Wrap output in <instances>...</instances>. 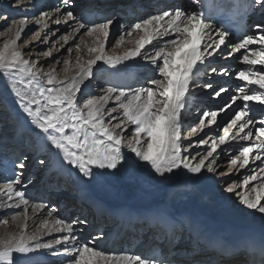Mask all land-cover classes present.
<instances>
[{
	"label": "snow or ice",
	"instance_id": "6c2138e0",
	"mask_svg": "<svg viewBox=\"0 0 264 264\" xmlns=\"http://www.w3.org/2000/svg\"><path fill=\"white\" fill-rule=\"evenodd\" d=\"M190 2L199 10L188 11L183 7H175L150 15L131 25L129 35L132 31H143L146 38L137 41L136 49L118 60L123 62L140 57L151 64L152 75L144 86L133 89L131 93L126 94L123 89H108L109 94L118 92L115 101L123 110L122 117L113 115L117 112V107H105L111 99L110 95L87 98L83 102L78 97V93H82L83 82L92 77L93 66L98 61L103 60L105 64H112V61L103 55L105 44H100L98 48H90L89 51L100 54L88 61L87 68L81 71L78 78L65 82L56 77L55 68L45 73L41 69L46 65L23 58L25 53L18 51L16 45L30 17L13 19L12 23L18 24L19 28L15 33V39L6 41L3 49H0V69L4 70V76L13 81L12 92L16 97L14 103L30 119L34 129L44 134L50 142V150H57L55 154L61 159L62 164L67 166L66 170L75 174L77 179L82 182L106 180L124 168H146L161 177L182 171L193 183L211 179V176L204 175L205 172L214 176H225L231 173L232 168L228 172L218 171L217 157L220 153L217 150L230 141H235L238 145V154H233L229 160L233 168L237 164L240 168L248 166L250 157L253 161L260 160L264 163V118L256 119L253 116V106L250 103L264 106V92L253 91L251 87L247 91L245 86L238 87L237 94L230 97L229 103L216 110L204 111L199 118L198 127L201 129L206 123L220 128L218 115L227 113L229 109L233 111V115L223 126L224 134L218 137V142L215 136H209L207 139L202 137L196 142L198 145L207 144L208 139H211V150L205 154L196 152V155H193L189 151L192 144L186 145L182 140L183 111L187 109L191 88L194 85L198 86L196 79L198 73L202 67L210 64L214 56L227 58L232 53L245 49V54L241 57L242 62L253 67L240 70L237 78L245 81L247 86L255 85L258 89H264V68L255 67L264 66V23L253 25L255 34L245 35L238 42L229 43L231 33L226 28L214 26L212 17L203 10L205 0ZM32 3L33 0H27V3L25 0H12V6L16 8H24ZM74 6V0H58L55 7L40 12V19L37 22L44 21L45 27L51 23L71 29L62 37L65 44H68L69 40L84 35L91 36L94 33L102 35L107 40L113 21L106 19L103 22L88 23L83 18L78 20L72 11ZM237 7L238 5L232 4L228 10ZM248 7L264 10V0H248ZM220 11L223 13V5ZM158 37L172 38L158 40ZM43 42H49L47 36ZM146 44L152 45V48L146 49ZM254 44H259L260 47L249 48ZM76 47L79 49V45ZM228 49L231 51H227ZM66 50L71 52V46ZM41 54L50 57L51 51ZM218 71L228 75L227 69L218 70L215 67H212L208 74ZM18 74H22V80L24 77L27 78L25 88L35 85L23 95L16 88ZM45 83L48 87L44 86ZM204 87L211 88L212 84L207 83ZM228 91L227 88L221 87L214 95L220 97L222 93ZM238 101L240 103H237ZM32 105H35V108ZM209 116L211 118L206 121L205 118ZM230 129L237 131L230 134ZM195 132L196 127H192L190 133ZM129 135L132 139H128ZM253 135L256 142L240 143L250 141ZM228 151L232 152L231 147ZM40 163L44 161L41 160ZM15 167L20 171H13L11 177L0 180V184L6 189L4 195L9 201L15 197L27 205L31 201L24 191L29 181L23 178L22 170L25 167L23 160L17 161ZM260 171L264 172V168ZM257 180H261V177L257 176L256 170L253 169L252 175L244 177L243 184L248 185L250 181ZM224 184V191L236 195L247 209L264 214L262 203L264 195H261L256 187L252 188V191L256 192L253 199L240 195L236 181L232 183L225 181ZM32 203L34 208L50 209V214L59 211L43 201ZM6 206L12 207V204ZM54 223V229H48L45 224V234L50 235L52 231L65 234L52 241L37 242L33 245L26 242L31 239L26 237H20L18 240L0 239V264H17L14 254L28 256L41 248L51 249L53 244H63L64 252L74 257L68 264H101V261L112 264L109 254L88 244L79 243V238L74 234L75 226L87 223L86 220H66L63 216H57ZM122 260L128 264H155L154 259L126 254L116 258V264H120Z\"/></svg>",
	"mask_w": 264,
	"mask_h": 264
},
{
	"label": "bare ground",
	"instance_id": "6f19581e",
	"mask_svg": "<svg viewBox=\"0 0 264 264\" xmlns=\"http://www.w3.org/2000/svg\"><path fill=\"white\" fill-rule=\"evenodd\" d=\"M83 1L74 0L75 6L72 11L78 20L83 18L84 21L90 19V23L100 22L98 21L99 17L105 20L110 18V16L112 17V15L123 16L127 19L121 23V26L117 27L116 34H121L123 26L130 30L131 25L126 24V21H128L127 14H131V10L132 18H134V16L140 17L150 13V9L155 10L157 6L160 9L165 8V10L175 7H183L188 11L197 9V6L192 4L190 0H171V2L170 0H86L85 9L82 7L84 6ZM133 2L134 4H131ZM179 2L181 4L178 6ZM25 3H27V0H25ZM36 6L49 8L54 5L52 0H33V3L27 7L16 8L12 6V0H4L0 2V13L8 14L7 17H10L9 19L13 21V19L18 20L23 16H35L36 14H33V12ZM138 8L145 10L139 14L134 11ZM111 10H114V12ZM126 12L128 13L126 14ZM254 12L256 13H253L250 23L251 28L247 35L255 34L253 25L264 23V10L256 9ZM12 21L9 24V41L15 39V33L19 28V25L12 23ZM37 21L38 18L35 21L30 19L26 22V26L21 33V39L17 41L16 48L18 51L25 53L24 59L38 61L41 65H46V67L41 69L42 72H50L55 68L54 74L56 77L65 82L78 78L81 71L87 68L88 61L95 59L100 54L99 52H92V56H89L90 48H98L100 44H105L103 55L110 59L112 64H105L103 60L98 61L93 66L92 77L83 82L82 93H78V97L83 102L87 98L110 95L111 99L105 107H117V112L113 113V115L122 117L123 110L117 106L115 101L117 92L109 94L108 89H123L127 94L132 92L133 89L141 87L152 75L151 64L140 57L123 62L118 60V58L124 57L129 51L136 49V36L132 39L130 37L129 41L124 43L125 46L121 47H116L117 43L113 47L110 46V43H107V40L102 35H99L98 45L95 47L94 39L99 37L95 33L89 37L87 42L83 39L85 36H81L74 40H69L68 44H65L64 41L62 43L59 42L58 36L63 32L71 31V29L64 25L57 26L51 23H49L48 27H45L43 21L40 29H38V35L36 33L32 39L22 42L26 38L27 33L34 28L33 25ZM139 33L145 35L143 31H138L137 34ZM45 36H47L48 43L43 42ZM168 38L170 37H158L157 39L166 40ZM228 40L232 41L233 38L229 37ZM20 43L22 44L19 46ZM153 43H156V41H153ZM75 44L79 45V49L77 60L73 62V59L67 58L70 52L66 49L69 46L72 48V45ZM1 46L4 47L0 44V49ZM145 47L146 49H151L152 45L146 44ZM249 47L259 48L260 45L254 44ZM48 51H51L50 57H45L41 54ZM57 61L59 62L58 64L56 63ZM65 61L67 63H64ZM251 67L253 66H249V68ZM255 67L264 68L261 65H256ZM234 72L235 70L233 69L230 71L231 74ZM21 75L18 74L16 77V88L23 95L30 88H34L35 85L25 88L27 78L24 77L22 80ZM94 77H98L95 82L97 85L94 86L97 89H90L89 82ZM233 80L234 82L231 81L230 85L234 86V88L236 86H245L246 91L251 87L253 91L264 92V89H258L255 85L247 86L245 81H240L238 78ZM12 82L11 78L0 77V180L11 177L13 171H20L15 165L17 161L23 160L25 164L22 170L23 178L29 181L28 187L24 191L31 202L24 205L19 198L15 197L9 201L4 195L6 189L3 184H0V209L2 214L8 212L9 209L12 211L15 208H22L24 218V223L16 228L14 223H8L9 219L5 215L2 219V224L8 231L6 238L1 239L18 240L20 237H26L31 238L26 242L33 245L37 242L52 241L65 233L52 231L50 235L45 234V224L48 229H54V221L57 216H63L66 220H86L87 223L75 226L74 234L79 238V243L88 244L91 247H96L97 250L109 254L112 258V264H116V258L125 254L138 255L143 258H148L152 255H160L161 259L170 257L166 263L160 264H208L209 261V264H264V253L253 255L248 250L245 254V250L250 247L251 242L256 244V241H264V214L247 209L236 195L224 191L225 180L220 179L221 182H216V180L218 177L223 178L227 175L214 176L205 172L204 175L211 176V179L193 183L189 176L182 171L161 177L146 168H124L115 175V177L119 176L123 181L124 185L122 186L114 182V176L106 180L98 179L82 182L77 179L75 174L66 170L67 166L63 165L61 159L55 154L57 150H50V142L45 138L44 134L34 129L30 119L14 103L16 97L12 92ZM44 86L48 87L46 83ZM223 88L229 89V86ZM193 95L199 97L198 94H194V89L191 88V94L188 98H192ZM250 103L253 106V116L257 119L262 116L264 118V106L256 105L254 102ZM215 105L207 106V108L211 111L215 110ZM32 107L35 108V105H32ZM187 109L183 111L184 126L186 117L188 118V116H185ZM189 109L188 113L192 111ZM194 113L196 114V112ZM113 123H116V121H113ZM199 128L196 127L197 131L195 133L189 132V137L186 135V137L182 138L184 144H192L189 151L193 155H196L194 151L197 150L195 149L202 145H198L196 142L202 137L206 139L209 137V135L205 137L204 134H200ZM235 131L237 130L230 129V134H234ZM209 142L212 141L210 140ZM250 142H256L254 135L250 141H241L240 143L247 144ZM221 146V149H225L223 151L225 154L220 152L221 149L218 152L221 154H219L220 157L223 156L225 159H231V156L238 152V145L235 141H230L229 144ZM230 147L232 149L231 153L228 151ZM203 150L205 148H201L197 152ZM41 160L44 163H40ZM219 161L220 159L218 163ZM250 161H252L251 157ZM254 161L253 164L250 162L246 168L239 169V171L243 169L241 176L246 177L247 173L252 172L254 168H258L257 165L264 166V163H261L260 160ZM226 166L220 165L218 171ZM230 168H232L231 165ZM230 168L227 170L229 171ZM132 175L135 177H132ZM234 179L237 182L240 179V174ZM258 181L254 182L257 184ZM261 188L263 187L261 186ZM250 189L248 187L244 194L241 193L240 195L250 196L255 199L256 192L253 195V191ZM260 193L264 195V189H261ZM107 194L113 200L108 199V202H105L107 198L103 196ZM122 196L128 198L124 203L121 201ZM40 201L57 208L59 211L50 214V209L48 208H34L32 202ZM9 203L12 204V207L6 206ZM16 205L19 206L17 207ZM112 226H114L113 232L110 231ZM105 227H108L109 231L100 232L101 235L98 236L99 230H103ZM17 231L22 235L17 236L16 234V237H14L13 233ZM94 234H96L95 238L97 239L94 238ZM92 236L93 240L90 239ZM139 237L143 239L134 248L133 244L138 241ZM222 238L229 240V244L233 248L229 249L227 246L222 245L219 249H213L212 247L214 246L210 245V243L212 241L217 242ZM111 239H113L112 245L114 249L108 250L107 244L102 245L101 241L108 242ZM118 239H121L124 245L115 249V243ZM87 240H91V242L88 243ZM173 242L175 243L171 250L174 249V252H171L168 249V244ZM132 247L133 251L130 250ZM124 248L128 249L126 253L122 252ZM241 249L244 254H241ZM117 250H119L118 253H116ZM115 255L116 257H114ZM14 256L17 258V264H68V261L74 258L64 252L63 244H53L51 249L41 248L28 254V256L22 257L19 254H14ZM101 262L105 264V262ZM120 264H128V262L122 260Z\"/></svg>",
	"mask_w": 264,
	"mask_h": 264
},
{
	"label": "rangeland",
	"instance_id": "374dc122",
	"mask_svg": "<svg viewBox=\"0 0 264 264\" xmlns=\"http://www.w3.org/2000/svg\"><path fill=\"white\" fill-rule=\"evenodd\" d=\"M4 0H0V2H3ZM171 2V0H170ZM58 3V0H52V4L54 6H51L49 8L47 7H37L34 9V12L33 14H36L35 16H32L30 17L31 20L35 21L40 19L39 17V14L41 11H49V9L55 7V5ZM131 4H134L131 3ZM181 4V2H179L178 6ZM42 8V9H40ZM45 8V9H44ZM47 8V9H46ZM140 10V11H139ZM145 10V9H144ZM144 10H142V8H139V9H136L135 12H139L141 13L142 11L144 12ZM165 8H161V9H150V13H146V15L144 14V16H134V18H132V15H127V18H128V21H126V24H129L132 25L136 22H139L141 21L142 19H146L148 18L150 15H154V14H157L159 12H162L164 11ZM112 12H114V10H111ZM123 11V10H122ZM111 12V13H112ZM128 12H126L127 14ZM130 13L132 14V10L130 11ZM4 16H8V14H3V13H0V44L4 46V43L6 41H9L8 39V35H9V31L10 30H7L9 29V24L10 22L12 21L11 19H9L10 17H7L8 19L5 20L4 19ZM113 17V18H112ZM112 17L110 16V18L108 19H113V21H115L113 23V25L111 26L110 28V34L108 36V39H107V43H110V46H115L116 44V47H121V46H125L124 43L125 42H128L129 41V38L131 37V39L133 37H135L136 39V42L137 40H141V39H145L146 36L145 35H142L141 33L137 34L138 31H132V34L129 35L128 34V31L127 30V27L126 26H123L122 28V32L121 34H116L115 32L117 31V27L121 26V23L127 19H125L123 16H116V15H112ZM115 17V19H114ZM123 17V18H122ZM34 18V19H33ZM117 18V19H116ZM29 19V20H30ZM47 19V18H46ZM106 20V19H105ZM105 20H102L100 22H103ZM120 20V21H119ZM99 21V20H98ZM43 21L41 22H36V24L33 25L34 28H32L28 33H27V36L26 38L23 39L22 42H25L27 40H30L32 39V37L38 32V29H40V25ZM87 22V21H86ZM131 22V23H130ZM90 23V22H88ZM39 25V26H38ZM37 26V27H36ZM127 31H126V30ZM67 32H63L61 33L59 36H58V39H59V42L62 43V37L63 35H65ZM126 34V35H125ZM141 34V35H140ZM138 35V36H137ZM85 37H83V39L87 40L89 39L90 36L88 35H84ZM128 37V38H127ZM100 38V36L98 38H95L94 41H95V44L94 46L97 47L98 45V39ZM172 38V37H170ZM168 38V39H170ZM61 40V41H60ZM160 40V39H159ZM240 39H233L232 41H229V43H236L238 42ZM22 43L19 44V46L21 45ZM51 45V44H50ZM72 51L70 52V54L68 55L67 58L69 59H73V62H75L77 59V53H78V49L76 48V44L75 45H72ZM250 48V47H249ZM1 49H3V47L1 46ZM46 50V49H45ZM44 50V51H45ZM227 51H231V49H228ZM245 54V50L244 49H241L239 50L238 52H234L232 53L231 56H228L227 58H225L224 56H214V58L211 59L210 61V64L207 66V67H202L200 72L198 73L196 79L198 81V85L200 86H195L192 87V89H194V94H198L199 97H195V95L192 96V98H188V109L190 108L192 111H190L188 113V109L185 113V116H188V118L186 117V122H185V126L183 127L182 129V132H183V135H182V138L183 137H186V135L189 137V132H190V129L192 127H197L198 128V125H199V118L202 116L203 112L204 111H209L210 109L207 108V106H212L213 104L216 106V109L218 108H221L223 107L225 104L229 103L230 102V97L232 95H235L237 94L236 93V90L238 87L240 86H236L234 88V86L230 85V82H234V78H237V73L240 71V70H247L249 68V65H245L243 62H242V55ZM66 56V55H65ZM64 56V57H65ZM89 56H92V52L89 53ZM66 58V59H67ZM238 66V67H237ZM212 67H215L217 68L218 70L220 69H227L228 70V75H223L221 74L219 71L217 73H212L211 75H208V73L210 72V69ZM74 68V67H73ZM238 68V70H236ZM235 70L234 73H230L231 70ZM71 70V69H70ZM1 76H4V70L3 69H0V77ZM223 76V77H222ZM98 79V77H94L93 79L90 80L89 82V87L90 89H97V87H94L95 85H97L95 82L96 80ZM147 81V80H146ZM146 81L142 84L145 85L146 84ZM239 82V81H238ZM207 83H211L212 84V87L211 88H205L204 85L207 84ZM231 84H234V83H231ZM225 86H229V91L226 92V93H222L220 97H215V92L218 91L221 87H225ZM196 89V90H195ZM129 90V89H128ZM131 93V92H130ZM118 94V92L115 94V96ZM124 99V98H123ZM81 100V99H80ZM221 101V102H220ZM198 102V103H197ZM220 102V103H218ZM237 103H240L239 101ZM234 108L236 107L235 105L233 106ZM189 109V110H190ZM201 109V110H200ZM215 109V110H216ZM211 111V110H210ZM232 110L229 109L227 111V113H220L218 115V122L219 124L221 125L220 128H216L215 125H209L206 123L205 126L203 127V129L199 128V130L201 131L200 134H204L205 137H207L208 135L209 136H215L218 140V137L221 136L223 134V126L226 124V122L228 121V119L233 115V111L231 112ZM196 112V114L194 113ZM194 113V114H193ZM211 118V117H210ZM209 117L205 118L206 121L208 119H210ZM263 118V116L261 117ZM188 119V120H187ZM257 119V118H256ZM207 130V131H206ZM232 130V129H231ZM237 130V129H236ZM197 131V129H196ZM206 132V133H205ZM209 133V134H208ZM128 139H132L131 135L128 136ZM211 139H208V141H210ZM218 142V141H217ZM203 146V147H202ZM210 146H211V142H209L207 144V146H205V144H202L200 147H197L195 150H199L201 148H205V150L203 151H199L201 154H205L206 151L210 150ZM222 148V146H220V148H218L217 151H219L220 149ZM194 150V148H193ZM192 151V150H191ZM197 151H194V152H197ZM225 151V150H224ZM205 152V153H203ZM221 153H223V151H220ZM225 154V153H223ZM235 154H238L235 153ZM221 155V154H220ZM218 157V160L220 159L219 161V166L220 165H227L226 167L220 169V172H225V171H228L227 169L230 168V163H229V160L230 159H225V157ZM229 158V157H228ZM225 159V160H224ZM253 161V160H252ZM250 161L252 164L255 162V161ZM258 168H254L256 170V175L257 176H261V180L258 181V183L256 184L254 181H251L249 185H243V180H244V176H241V172L243 171V169H240L239 167V164H237L234 169H232L231 173L229 175H227L226 177H218V179L216 180V182H221V180H225L227 181L228 183H231L233 182L235 179V177L237 175L240 174V179H238L237 181V191L241 194H244V192L246 191V189L248 187H250L251 189L256 186L257 190L261 192V189H264V172L260 171L261 168H263L264 166L263 165H257ZM233 168V167H232ZM246 168V167H245ZM237 169V170H236ZM245 170V169H244ZM261 173H260V172ZM252 175V172L250 173H247L246 176H250ZM132 177H135L134 175H132ZM221 179V180H220ZM224 181V182H225ZM114 182L116 184H118L119 186H122L124 185L123 184V181L119 178V176H114ZM263 183V184H262ZM260 186V187H259ZM261 186L263 188H261ZM124 187V186H123ZM260 188V189H259ZM250 189V190H251ZM255 193L253 192V195ZM104 198H107V200H105V202H108V199L109 200H113L108 194L105 196H103ZM126 200H128V198L126 196H122L121 198V201L122 203L126 202ZM262 203H264V200H262ZM14 208V207H13ZM0 212H1V209H0ZM6 215V216H5ZM6 217L9 219L8 223H14L16 225V228L21 226L23 223H24V218H23V211H22V208H15L13 209L12 211L9 209L8 212H6L5 214H0V239L1 238H6V234H7V231H6V228H4V224H2V219L3 217ZM83 228V227H82ZM81 229V228H80ZM108 227H105L103 230L100 229L99 230V233L97 234L98 236L101 235L100 232H108ZM16 234L17 236L19 235H22L19 231L13 233L14 237H16ZM30 235V234H29ZM95 235L94 234V238H95ZM90 237L91 240H93L94 238ZM97 239V238H95ZM91 240H87L88 243L91 242ZM142 240V237H139L138 241L136 242V244H138L139 241ZM106 241H101V244L102 245H105L107 244L108 242ZM175 243V242H174ZM173 243V244H174ZM123 245V243L120 242L119 246ZM91 247V246H90ZM92 248H95L97 249L96 247H92ZM119 251H116V253H118ZM114 255V254H112ZM116 257V255L114 256ZM18 264H22V263H18ZM46 264V263H44ZM102 264V262H101Z\"/></svg>",
	"mask_w": 264,
	"mask_h": 264
}]
</instances>
